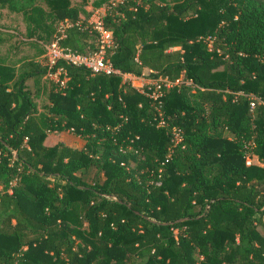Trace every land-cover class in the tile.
<instances>
[{"label": "trees", "instance_id": "obj_1", "mask_svg": "<svg viewBox=\"0 0 264 264\" xmlns=\"http://www.w3.org/2000/svg\"><path fill=\"white\" fill-rule=\"evenodd\" d=\"M107 2L0 0L37 47L0 56V264H264V165L246 164L264 162V0L109 8L114 66L180 80L160 102L63 62L65 85H47L44 44L96 51ZM71 128L82 147L46 142Z\"/></svg>", "mask_w": 264, "mask_h": 264}, {"label": "built area", "instance_id": "obj_2", "mask_svg": "<svg viewBox=\"0 0 264 264\" xmlns=\"http://www.w3.org/2000/svg\"><path fill=\"white\" fill-rule=\"evenodd\" d=\"M120 1L123 0H109V2L104 5L92 9V14L88 21L99 33L100 46L96 51L84 54L73 50L70 47L62 46L59 43L60 35L56 36L52 41L45 43V58L43 60L45 72L43 77L58 83L60 86H64L68 76L65 66L61 62L85 67L92 73L120 74L123 75L125 79L129 80L138 90L146 93L156 102H160V98L164 94V90L178 84L180 82L179 79L171 80L168 77L162 76L125 73L118 67L114 66V64L107 57V48L111 47L114 41L112 30L106 27L104 17L107 10ZM63 25L64 24L61 23L59 30H62ZM136 79H141L143 82H138V84H136ZM186 83L191 84L192 82L186 81ZM251 107H254V102H251ZM160 124H163L162 119ZM70 131L74 132V129L71 128ZM172 134L174 146L182 142L183 133L179 128L174 127L172 129ZM252 163L264 165V162H262L256 155L248 154L246 156V164L249 165Z\"/></svg>", "mask_w": 264, "mask_h": 264}, {"label": "rangeland", "instance_id": "obj_3", "mask_svg": "<svg viewBox=\"0 0 264 264\" xmlns=\"http://www.w3.org/2000/svg\"><path fill=\"white\" fill-rule=\"evenodd\" d=\"M92 2V0H89ZM91 5H89L90 7ZM25 36V22L23 20L22 14L18 12L11 11L8 6L0 3V56L6 58L7 61H19L20 58L26 56H33L37 47L31 44L24 43L22 40ZM43 81L48 85L50 79H45ZM135 82H143L141 79H136ZM28 84L32 85V80H28ZM46 94L43 95L45 99ZM49 141L54 142L58 140H64L67 144L73 145L75 147H82L85 144V140L70 130L54 131L48 135ZM95 173L93 171L88 172L85 177L88 181H91Z\"/></svg>", "mask_w": 264, "mask_h": 264}, {"label": "crops", "instance_id": "obj_4", "mask_svg": "<svg viewBox=\"0 0 264 264\" xmlns=\"http://www.w3.org/2000/svg\"><path fill=\"white\" fill-rule=\"evenodd\" d=\"M49 139H51V138L47 137L46 142H48ZM58 141H59V140H58ZM62 141H64V140H62ZM55 142H56V141H54V142L52 141V142H50V144H51V143H55Z\"/></svg>", "mask_w": 264, "mask_h": 264}]
</instances>
